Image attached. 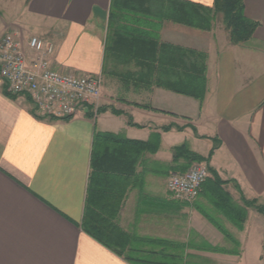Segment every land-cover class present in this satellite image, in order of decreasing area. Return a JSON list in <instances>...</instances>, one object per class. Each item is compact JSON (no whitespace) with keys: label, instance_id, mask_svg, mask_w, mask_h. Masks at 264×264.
I'll list each match as a JSON object with an SVG mask.
<instances>
[{"label":"crops","instance_id":"crops-1","mask_svg":"<svg viewBox=\"0 0 264 264\" xmlns=\"http://www.w3.org/2000/svg\"><path fill=\"white\" fill-rule=\"evenodd\" d=\"M112 1L0 0V39L19 29L53 43L54 70L102 77L96 118L82 111L64 120L40 119L0 79V264H264V214L245 205L264 208V0H244L259 26L240 45L220 16L205 29L169 17L144 18L145 26L112 17ZM136 1L140 14L150 4L214 3ZM153 48L161 64L148 56ZM186 50L205 57L201 98L168 88L183 77ZM181 145L201 157L214 147L191 203L167 189L169 176L189 167L173 160ZM98 186L111 195L94 199ZM87 216L128 238L122 255L87 232Z\"/></svg>","mask_w":264,"mask_h":264},{"label":"built area","instance_id":"built-area-1","mask_svg":"<svg viewBox=\"0 0 264 264\" xmlns=\"http://www.w3.org/2000/svg\"><path fill=\"white\" fill-rule=\"evenodd\" d=\"M54 45L37 36L25 37L19 29L0 39V79L9 96H27L40 119L64 120L80 112L95 119L100 108L101 75H77L51 66ZM208 177L202 163L172 174L167 189L183 203L193 202Z\"/></svg>","mask_w":264,"mask_h":264},{"label":"trees","instance_id":"trees-1","mask_svg":"<svg viewBox=\"0 0 264 264\" xmlns=\"http://www.w3.org/2000/svg\"><path fill=\"white\" fill-rule=\"evenodd\" d=\"M121 3L123 8L130 7V9H138V1L136 0H126L127 3L125 7L122 5L121 0H117ZM112 1L111 9L115 7ZM170 4V3H169ZM172 7L171 14L167 17L172 18L174 20H178L180 23L185 24L190 27H199V28H208L210 22L212 21V17L221 16L222 22L224 24V28L228 33L229 41L232 45H240L248 42L252 39V36L259 26V24L255 21L248 19L244 14V0H214L213 8L210 10L207 9H198L190 6H176L174 4H170ZM132 7V8H131ZM163 8V7H162ZM139 10V9H138ZM134 11V10H132ZM136 11V10H135ZM149 11V10H148ZM162 11V10H161ZM137 12V11H136ZM113 17V13H111ZM120 16L124 19L122 14ZM166 17V18H167ZM138 23L137 21L135 22ZM139 24V23H138ZM127 39H133L132 37ZM143 47V50L148 51L150 45L143 41L129 40L126 47ZM154 47V46H153ZM137 49V48H135ZM149 52V51H148ZM152 61L156 64H161L164 62L163 54L158 55L155 48L152 49V55H148ZM175 58V57H173ZM178 68L183 72V77L179 78V82H172L168 85V88L174 92H178L180 94L199 97L201 98L203 95V81H204V70L205 66H201L199 64L200 61H204L205 57L201 54L196 53L193 50H186L183 55L179 56ZM148 59V58H147ZM175 60V59H174ZM200 66V67H199ZM180 80H183L182 82ZM198 80V81H196ZM202 85V86H201ZM111 139V138H109ZM214 152V147L210 151L207 157H201L192 153L186 145H181L174 149L173 160L178 161L180 158H183L187 164H191L193 162L203 163L208 162L212 153ZM101 187L98 186L93 190V198L98 197L99 193L110 194L112 191H99ZM97 201V200H96ZM245 205L254 207L258 212L264 214V208L256 205L254 201H247ZM90 218V219H89ZM94 216L88 217V226L87 232L94 237L98 242L102 243L106 247L116 251L119 255L126 250V246L128 243V238H126L120 230L114 225L107 223L104 219H93ZM244 222V218L239 221H234V224L237 228H241ZM117 246H114V245ZM210 251L220 252L221 249L210 248ZM160 251H168V248L161 249ZM160 253V252H159ZM155 254V253H153ZM129 259V257H128ZM130 261H134L132 264H160L153 263L150 261H141L129 259Z\"/></svg>","mask_w":264,"mask_h":264},{"label":"rangeland","instance_id":"rangeland-1","mask_svg":"<svg viewBox=\"0 0 264 264\" xmlns=\"http://www.w3.org/2000/svg\"><path fill=\"white\" fill-rule=\"evenodd\" d=\"M114 5H115V7L112 10L113 16H120V14H122V16L124 17V19L126 21H128L130 23H135L137 21L139 23V25L144 24L145 26H149L152 23L151 24L144 23V18H147V20L152 19L155 22L156 20H159L163 17L166 18L167 16H169L172 13L171 12L172 6L170 4H164L163 8L159 4L158 5L157 4H150L149 5V11L147 13L142 12L143 14H140L141 11L138 10L139 8L138 9H134V8L130 9V7L123 8L121 6V3H119L117 0H115ZM132 10H134V11L136 10L137 12H133ZM5 16H6L5 12L3 11V9L0 8V18H4ZM215 17H217V16H215ZM212 20H214V17H212ZM194 164H196V162L189 164L188 169Z\"/></svg>","mask_w":264,"mask_h":264}]
</instances>
